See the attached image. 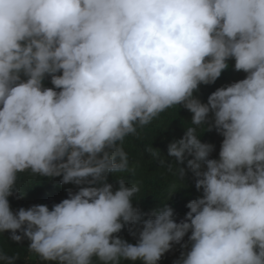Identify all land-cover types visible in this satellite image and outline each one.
<instances>
[{
	"label": "clouds",
	"instance_id": "clouds-1",
	"mask_svg": "<svg viewBox=\"0 0 264 264\" xmlns=\"http://www.w3.org/2000/svg\"><path fill=\"white\" fill-rule=\"evenodd\" d=\"M217 79L233 82L202 102L200 86ZM177 105L191 126L167 155L202 193L179 221L167 202L135 206L139 183L115 175L129 168L126 137ZM201 127L223 137L218 158ZM25 173L78 190L14 211ZM6 231L41 264H158L174 244L173 264H264V0H0ZM17 259L0 251L2 264Z\"/></svg>",
	"mask_w": 264,
	"mask_h": 264
},
{
	"label": "trees",
	"instance_id": "trees-1",
	"mask_svg": "<svg viewBox=\"0 0 264 264\" xmlns=\"http://www.w3.org/2000/svg\"><path fill=\"white\" fill-rule=\"evenodd\" d=\"M230 62L234 65V60ZM233 71L237 80L244 78L246 75L242 71ZM231 82H220L217 79L213 84L201 85L197 95L202 102H206L211 92ZM44 86L53 87L50 77L46 78ZM191 115L187 109L178 105L174 106L161 113L149 125L142 129L138 128L136 135H130L125 139L124 148L129 156V168L126 172L115 175L117 178H124L126 183L129 184L139 183L141 188L137 194L139 199H134L133 203L147 213H151L167 202L174 209L175 219L179 221L184 218L185 213L189 210L186 207L187 203L202 194L196 189V177L187 168L186 163L179 166L174 158L167 155L168 144L173 139L182 137L185 128L191 126ZM197 134H202V127L197 129ZM200 139L202 142L214 145L210 158H218L223 137L215 129H212L205 131ZM149 148L159 151L160 158L165 163L162 164L160 160L153 159L148 151ZM169 164H171V167H169ZM179 167L185 169L183 177L179 174ZM116 177L109 173L108 180L114 186L117 185ZM60 180L61 177L43 178L27 173L21 174L17 186L22 192H16L8 198L10 207L15 211L20 207L28 208L33 204H46L51 209L55 203L67 198V189L78 190L77 186L72 184L62 185ZM138 227V225H133V231H136ZM118 235L129 242L135 243V238L129 233L127 227ZM184 241H187V235ZM28 243L27 239L21 242L11 241L10 232L8 231L0 233V251L17 256L16 264H41L35 254L28 251ZM182 250L180 244H174L173 248L164 254L158 264H173L179 258Z\"/></svg>",
	"mask_w": 264,
	"mask_h": 264
}]
</instances>
